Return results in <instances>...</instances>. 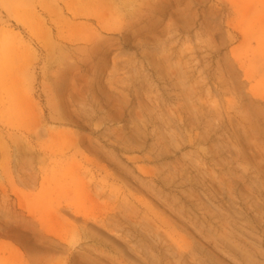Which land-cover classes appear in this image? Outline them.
<instances>
[{
	"label": "rangeland",
	"instance_id": "rangeland-1",
	"mask_svg": "<svg viewBox=\"0 0 264 264\" xmlns=\"http://www.w3.org/2000/svg\"><path fill=\"white\" fill-rule=\"evenodd\" d=\"M259 114L264 0H0V264H264Z\"/></svg>",
	"mask_w": 264,
	"mask_h": 264
},
{
	"label": "bare ground",
	"instance_id": "bare-ground-1",
	"mask_svg": "<svg viewBox=\"0 0 264 264\" xmlns=\"http://www.w3.org/2000/svg\"><path fill=\"white\" fill-rule=\"evenodd\" d=\"M261 115V114H259ZM261 122L264 124V117L261 115ZM60 240V239H59ZM64 242V241H63Z\"/></svg>",
	"mask_w": 264,
	"mask_h": 264
}]
</instances>
